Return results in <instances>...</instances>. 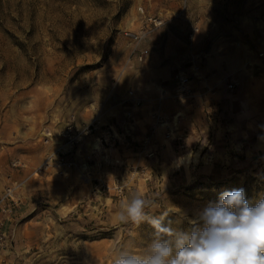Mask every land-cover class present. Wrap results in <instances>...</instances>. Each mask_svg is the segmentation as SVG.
I'll return each mask as SVG.
<instances>
[{"label": "rangeland", "instance_id": "1", "mask_svg": "<svg viewBox=\"0 0 264 264\" xmlns=\"http://www.w3.org/2000/svg\"><path fill=\"white\" fill-rule=\"evenodd\" d=\"M183 2L186 15L169 18ZM139 5L166 20L132 40L124 30L136 29ZM194 19L199 32L191 42L184 32L183 47L175 37ZM167 30L173 36L165 43ZM145 47L153 52L141 64L135 55ZM180 70L198 95L164 100L166 121L180 112L167 135L128 91H172ZM90 104L119 131L135 121L130 136L108 150L130 167L102 164L107 177L128 178L132 188L121 196L94 197L95 181L77 178L76 170L65 180L32 174L50 149L41 142L44 130L58 132L69 113L90 118ZM13 158L26 167H12ZM10 173L23 184L0 264H113L119 245L142 251L147 224L114 226L132 192L172 212L233 188L250 200L264 194V0H0V189Z\"/></svg>", "mask_w": 264, "mask_h": 264}, {"label": "clouds", "instance_id": "2", "mask_svg": "<svg viewBox=\"0 0 264 264\" xmlns=\"http://www.w3.org/2000/svg\"><path fill=\"white\" fill-rule=\"evenodd\" d=\"M114 219L152 231L140 252L119 245L113 264H264V194L250 200L242 187L178 212L132 192Z\"/></svg>", "mask_w": 264, "mask_h": 264}, {"label": "built area", "instance_id": "3", "mask_svg": "<svg viewBox=\"0 0 264 264\" xmlns=\"http://www.w3.org/2000/svg\"><path fill=\"white\" fill-rule=\"evenodd\" d=\"M186 11L187 5L183 2L178 10L169 14V18H181ZM136 17V29L134 31L124 30V34L132 40L145 37L153 29L163 25L166 20L160 13L149 14L142 5L137 6ZM198 32V21L196 19L191 20L185 30L186 41L191 42ZM148 53V48H142L136 53V59L143 64ZM193 74L197 75V73ZM235 83L234 80H229L226 88L232 89ZM210 92L213 93L212 89H210ZM196 95H198V91L195 90L192 84L190 74L183 70L175 74V86L172 91L162 87L157 92L158 99L172 96L178 102L192 100ZM128 97L134 105L141 103V98L135 96L133 90L128 91ZM203 102L211 101L204 99ZM90 107L92 109L96 108V112L90 118H82L75 113H69L63 119L58 132H53L49 128L44 130L41 142L50 149L44 153L41 161L34 167L32 174L49 173L65 180L69 179L76 170L77 178L81 180L93 179L95 181L93 185L94 197L121 196L125 191L132 188L128 178H124L119 173H113L107 177L102 170V164L107 162L115 170L130 167L124 165L119 158H109L108 150L116 148L117 144L122 143L126 137L130 136L135 121L133 119L127 121L123 130L119 131L113 124L112 117L105 118L98 112L97 107L92 106V104H90ZM207 108L210 117H214L216 115L214 107L209 104ZM177 113L175 112L172 115L170 121H166V117L161 110L158 108L151 109L152 127L162 126L169 135L173 131L172 128L177 124L178 118L175 120ZM94 139L98 140L100 149L87 148V143ZM98 155H101V158H97ZM90 162H92V165ZM10 165L17 169L26 167V163L18 158H13ZM22 184L23 180L20 177L10 173L5 176V184L0 189V250L11 246L12 236L7 225L19 202V191Z\"/></svg>", "mask_w": 264, "mask_h": 264}, {"label": "crops", "instance_id": "4", "mask_svg": "<svg viewBox=\"0 0 264 264\" xmlns=\"http://www.w3.org/2000/svg\"><path fill=\"white\" fill-rule=\"evenodd\" d=\"M174 20V19H173ZM176 20V19H175ZM184 30H183V32H180V36L179 37H175L177 40H180L179 42L180 43H182V44H184V46L183 47H186L185 46V43H184V41H183V36H184ZM171 35H172V33L170 32V31H168L167 30V34L164 36V37H166L165 38V43L170 39V37H171ZM173 36V35H172ZM182 40V41H181ZM187 45V44H186ZM153 47L154 46H157L156 44H153L152 45ZM148 49H149V47H148ZM184 50H188V48H182V52L184 51ZM153 51H151L150 49H149V55H148V57L150 58V53H152ZM174 71H175V67H174ZM176 73V72H175ZM175 75V74H174ZM159 87H164V88H167L168 90H170V88L169 87H167V86H165V85H158ZM159 87H157V89L155 90V92H153V94H146V93H143V94H141L140 92H137V95L141 98V104L140 105H143V106H145V105H148V108H149V111L151 110V109H153V108H158L159 110H161V111H163V112H165V109H164V105H163V102H164V100L165 99H167L168 97H170V96H166V97H164V98H162V99H158V97H157V92H158V90H159ZM174 102H177L175 99H174ZM136 106V105H135ZM141 108L139 107V109L138 110H136V111H141L140 110ZM141 112H138V113H132L133 114V117H137L139 114H140ZM137 114V115H136ZM11 236H12V234H11ZM11 240H12V238H11ZM3 251H5V250H3Z\"/></svg>", "mask_w": 264, "mask_h": 264}, {"label": "bare ground", "instance_id": "5", "mask_svg": "<svg viewBox=\"0 0 264 264\" xmlns=\"http://www.w3.org/2000/svg\"><path fill=\"white\" fill-rule=\"evenodd\" d=\"M177 115H180V112H178ZM176 116H175V120H177V117ZM87 145L89 146L90 149H95V148L96 149H100V144H99L98 140H96V139H94L92 141H89L87 143ZM179 160L181 162L182 158L180 157Z\"/></svg>", "mask_w": 264, "mask_h": 264}]
</instances>
